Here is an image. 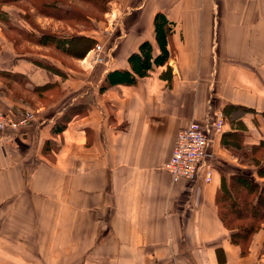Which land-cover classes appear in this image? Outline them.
<instances>
[{
  "label": "crops",
  "instance_id": "1",
  "mask_svg": "<svg viewBox=\"0 0 264 264\" xmlns=\"http://www.w3.org/2000/svg\"><path fill=\"white\" fill-rule=\"evenodd\" d=\"M103 15L110 47L84 88H65L61 61L18 50L0 21V110L33 118L0 133V223L10 226L0 255L8 238L9 264L22 252L54 253L56 264H264V223L242 253L216 205L233 175L264 186V0H109ZM100 25L79 34L101 40ZM142 43L151 59L140 76L130 56ZM114 71L134 82L110 84ZM217 113L211 181L173 179L165 163L177 131Z\"/></svg>",
  "mask_w": 264,
  "mask_h": 264
},
{
  "label": "trees",
  "instance_id": "2",
  "mask_svg": "<svg viewBox=\"0 0 264 264\" xmlns=\"http://www.w3.org/2000/svg\"><path fill=\"white\" fill-rule=\"evenodd\" d=\"M17 0H0V15L6 13L2 11L1 6L8 3H14ZM31 5L36 8L40 14L60 19L62 21L83 22L86 30L92 29L93 21L97 20L94 16L86 13L85 7H76L64 4V0H29ZM89 5L95 13L103 14L108 9L109 0H76ZM73 10V11H70ZM90 12V11H88ZM9 17V16H6ZM10 19V18H9ZM1 21V20H0ZM166 22L164 16L157 13L154 19L156 32H158V42L162 49L163 56L154 58L153 61L160 63L167 58V52L164 46V30L162 24ZM4 23V22H3ZM7 28H12L8 24ZM36 28V27H35ZM33 33L32 31H28ZM37 36H25L28 41L36 42L43 46H53L63 54H74L83 56L90 48L97 43L91 37L83 34H72L70 37L52 35L48 31L36 28ZM31 35V34H30ZM81 43L80 52H73L72 44ZM76 44V45H77ZM151 47L148 43H142L140 46V55L133 54L130 56L134 72L138 75H144L150 67ZM106 81L110 84L116 83H132L134 78L126 71L110 72L106 76ZM105 88L102 83L100 90ZM63 126L59 127L61 131ZM257 173L264 178V164L258 166ZM216 205L218 213L226 228L230 231L231 241L240 245L242 253L247 250V245L254 232L258 231L264 223V186L250 179L247 175H233L230 178L228 189H219L216 197Z\"/></svg>",
  "mask_w": 264,
  "mask_h": 264
},
{
  "label": "rangeland",
  "instance_id": "3",
  "mask_svg": "<svg viewBox=\"0 0 264 264\" xmlns=\"http://www.w3.org/2000/svg\"><path fill=\"white\" fill-rule=\"evenodd\" d=\"M31 1L29 0H17L14 3H8V4H4L1 6V8H5V10L9 11L10 10H14L11 11L13 12V15H19L20 18H17L16 20H18V22H16V20H10L8 16V14L5 15H0V20L1 22H4V25L8 26V24L12 25V28H7L9 29V31H5L4 35H6V37L9 39V41H12L14 43V41L17 43V49L18 50H25L24 48L26 47L27 50H30L34 53H41L44 54L46 56L49 57H53V58H58L61 63L64 65V71H63V75H64V84H65V88H84L88 85H92L93 84V80L89 79L88 76H86V74H88L89 72H93L94 69H92L93 67H97L100 64H90L87 58V54L88 52L95 46L93 45V47L91 49H89L83 56H78V55H74V54H59L57 52H55V50H53L51 47L53 46H40L38 44H32L29 42H26L25 36H37L36 33L34 32L36 28H41L40 26H44L46 27L49 32H58L61 33L63 35H68L71 36V34H78L80 31H88L86 30L87 28L85 24H83V22H76V21H62L63 23H60L58 20H54L55 18L53 17H48V19L43 18V16H39V12H37L36 8L33 7L30 3ZM64 4L70 5L71 7L74 5L78 8L80 7H85L86 9V13L94 16L97 20L98 24H101L100 26H97V30H98V37L101 40H98L97 43L101 44L103 46V51H106V49L108 47H110L105 41L104 39V33L101 32L104 27L102 23L104 22V15L103 14H97L95 13V11L89 6V5H82L83 3H81L80 1H76V0H64ZM16 7V8H14ZM19 10V12L17 11ZM73 11V10H70ZM90 11V12H88ZM23 22H26L27 24H29L31 26V28H27L25 29L23 26ZM19 23V24H18ZM94 24V21H93ZM36 27V28H35ZM94 27V26H93ZM33 29V30H30ZM28 30L32 31L33 33H29ZM31 34V35H30ZM28 41V40H27ZM77 44V43H76ZM75 43L72 44L74 48V53L75 52H80V49L82 47L81 43H78L76 45ZM51 62V61H50ZM53 62V61H52ZM39 63H42L43 65H45L46 67L49 68L50 71H52L53 73H58L59 75H61V70H57L54 63L53 62V66L48 62V63H44L43 61H39ZM99 72H97L96 74H98ZM93 75V73H92ZM2 111V110H1ZM4 112V111H2ZM5 113V112H4ZM0 227H4V228H9L10 226L8 225L7 221H1L0 223ZM1 237V236H0ZM2 246H4V249L1 250V255H0V264H9L10 258L7 252V246L12 245V242H10V240L8 238H2ZM20 243L17 242V245H19ZM12 260V259H11ZM58 260V256H56V254L54 253H44V254H25L24 252H22V254H20V257L18 258L17 264H56V262L53 261H57ZM12 263V262H11Z\"/></svg>",
  "mask_w": 264,
  "mask_h": 264
},
{
  "label": "built area",
  "instance_id": "4",
  "mask_svg": "<svg viewBox=\"0 0 264 264\" xmlns=\"http://www.w3.org/2000/svg\"><path fill=\"white\" fill-rule=\"evenodd\" d=\"M103 46L96 43L88 52L87 58L90 64L105 63ZM29 112L14 116L0 110V133H14L28 126L32 121ZM223 115L221 113L207 115L201 122L191 119L188 124L180 128L175 137L174 146L169 159L165 163V170L173 179L183 178L194 182L202 178L210 182L212 170L209 164V136L222 130Z\"/></svg>",
  "mask_w": 264,
  "mask_h": 264
}]
</instances>
